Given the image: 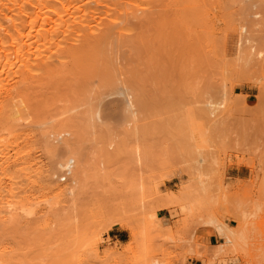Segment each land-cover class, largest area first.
I'll list each match as a JSON object with an SVG mask.
<instances>
[{
    "label": "rangeland",
    "instance_id": "374dc122",
    "mask_svg": "<svg viewBox=\"0 0 264 264\" xmlns=\"http://www.w3.org/2000/svg\"><path fill=\"white\" fill-rule=\"evenodd\" d=\"M62 1L88 40L0 112L19 156L0 204L30 211L0 217V264H244L228 232L264 229V0Z\"/></svg>",
    "mask_w": 264,
    "mask_h": 264
},
{
    "label": "bare ground",
    "instance_id": "6f19581e",
    "mask_svg": "<svg viewBox=\"0 0 264 264\" xmlns=\"http://www.w3.org/2000/svg\"><path fill=\"white\" fill-rule=\"evenodd\" d=\"M14 3L15 0H0V112L19 91L21 85H27L37 75L48 74L54 64L63 63L66 57L73 55L76 47L83 46L88 40L82 32L72 35V27L65 18L66 1H60L63 8L59 10L57 17L45 9L50 5V0H34L29 8L21 5L18 13L12 16L6 10L11 9ZM3 16L9 18L8 23L1 20ZM115 30L117 28L111 26L100 35L102 38H108ZM245 48L250 56L254 54L250 49L252 45ZM257 55L264 60V37L260 38ZM6 145L4 146L0 139V198L3 193L4 173L8 172L12 163L19 162L18 154H14L13 159L7 155ZM11 204L12 202L9 206ZM19 211L30 213L23 207L2 209L0 204V217L18 214ZM260 225L264 226V220ZM257 229L255 232L248 226H241L238 237L233 230L228 232L230 246L238 243L244 248V264H264V229L260 226ZM133 236L135 238V235ZM255 240H260L261 247L254 250L251 246Z\"/></svg>",
    "mask_w": 264,
    "mask_h": 264
},
{
    "label": "crops",
    "instance_id": "0c3cea01",
    "mask_svg": "<svg viewBox=\"0 0 264 264\" xmlns=\"http://www.w3.org/2000/svg\"><path fill=\"white\" fill-rule=\"evenodd\" d=\"M116 236V235H115ZM208 241L211 245H216L217 243H219V239L220 237L218 236V234L216 232H211L208 235Z\"/></svg>",
    "mask_w": 264,
    "mask_h": 264
}]
</instances>
